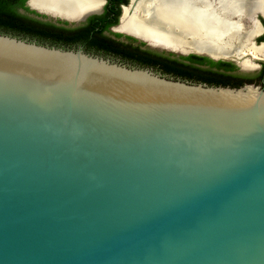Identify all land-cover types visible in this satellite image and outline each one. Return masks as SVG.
<instances>
[{"label":"water","instance_id":"95a60500","mask_svg":"<svg viewBox=\"0 0 264 264\" xmlns=\"http://www.w3.org/2000/svg\"><path fill=\"white\" fill-rule=\"evenodd\" d=\"M0 264H264V89L0 34Z\"/></svg>","mask_w":264,"mask_h":264},{"label":"bare ground","instance_id":"6f19581e","mask_svg":"<svg viewBox=\"0 0 264 264\" xmlns=\"http://www.w3.org/2000/svg\"><path fill=\"white\" fill-rule=\"evenodd\" d=\"M138 1V0H137ZM215 1V0H214ZM213 0H139L124 10L119 31L144 38L153 46L177 51H191L212 57L243 56L246 52L260 56L261 48H255L251 40L258 34L255 23L247 28L243 19L247 15L245 0L222 7ZM31 5L49 12L81 17L98 12L101 0H30ZM131 4V3H130ZM233 10L234 22L224 11ZM264 13L261 0H254L252 12ZM222 19V20H221ZM232 20V19H231Z\"/></svg>","mask_w":264,"mask_h":264},{"label":"flooded vegetation","instance_id":"af4514ba","mask_svg":"<svg viewBox=\"0 0 264 264\" xmlns=\"http://www.w3.org/2000/svg\"><path fill=\"white\" fill-rule=\"evenodd\" d=\"M27 1L24 3V8H28L26 11L24 8H17V12L21 15H25L29 18L40 22H47L53 24L58 27H64L66 29H77L87 25L90 18L98 17L96 22L98 24L105 25L108 22H112V24L108 25L105 31L102 34L109 39L119 42L125 46L131 48H138L141 51H147L154 53L157 55V58H162L161 62L165 61H175V64L181 66L183 69V74L180 73H173L167 72L161 68L160 65H145L139 63H133L128 60H124L121 56L113 55V54H106L101 51H92L86 50L80 44L74 45H65V44H55L49 41H42L35 37L31 36H24L23 34H17L13 32H2L0 34L9 35L12 37H16L22 40H26L29 42H35L40 45H47L51 47H57L62 49H78L82 48L85 52L102 56L104 58H109L116 62L130 65L132 67L137 68H147L152 69L154 72L159 73L163 76H167L169 78L186 81L190 83H197V84H206L208 86H221V87H231V88H238L245 84H254L260 86L264 89V13L259 11L253 12L257 13L256 17H252V5L254 0H250L249 4L246 5L247 15L243 19V25L249 28L252 23H255L258 28V34L254 36L251 40V44L255 48H261L262 54L260 56H252L249 53H245L243 56L236 57L235 55L231 54L229 56H216L210 57L209 55H202L199 57L205 58L206 60L197 61V62H189L187 60H181V58L186 57L188 55H194L190 53L186 56L176 55L172 52H165V51H157L151 49L145 41H141L139 39H135L125 32H120L118 27L121 22V18L124 14V10L126 8H130L128 14L130 15L132 12V7L135 5L137 0H101V12L99 14H92L86 18L85 21L80 23L75 22H67V21H53L52 19L49 20L47 16L43 14H38L34 10H31L28 5ZM136 1V2H135ZM264 5V0H261ZM103 3V4H102ZM131 3V4H130ZM99 11V10H98ZM235 13L228 15L229 18L227 19L229 22H234L233 17ZM232 19V20H231ZM99 28V27H96ZM116 34L120 35L119 37ZM159 56V57H158ZM197 56V55H196ZM211 61V62H209Z\"/></svg>","mask_w":264,"mask_h":264},{"label":"trees","instance_id":"16d2710c","mask_svg":"<svg viewBox=\"0 0 264 264\" xmlns=\"http://www.w3.org/2000/svg\"><path fill=\"white\" fill-rule=\"evenodd\" d=\"M25 1L26 0H0V31L23 34L24 36L35 37L39 40L49 41L55 44L70 46L80 44L89 51H101L106 54L121 56L124 60L133 63L153 66L158 64L167 72L183 74V69L181 66L175 64V61L161 62V60L164 59L157 58V55L154 53L125 46L104 36L102 32L105 31L112 22L102 25L96 22L98 17H92L87 25L83 27L66 29L19 14L17 8H24ZM24 9L28 11V8ZM116 36L119 37L120 35L116 34ZM181 60L197 62L206 59L196 55H188L181 58Z\"/></svg>","mask_w":264,"mask_h":264},{"label":"rangeland","instance_id":"374dc122","mask_svg":"<svg viewBox=\"0 0 264 264\" xmlns=\"http://www.w3.org/2000/svg\"><path fill=\"white\" fill-rule=\"evenodd\" d=\"M214 1V0H213ZM249 1L250 0H246V4L245 5H248L249 4ZM214 2L218 3L220 2L222 7H225L227 5H231L233 3H236V2H239L237 0H215ZM225 15H230V14H233L235 13L233 10H227V11H224ZM222 20V19H221ZM223 24L227 25V23L229 22L227 19H223L222 20ZM194 55H197V56H202L203 54H198V53H193Z\"/></svg>","mask_w":264,"mask_h":264}]
</instances>
